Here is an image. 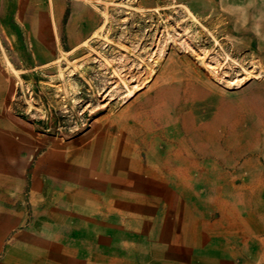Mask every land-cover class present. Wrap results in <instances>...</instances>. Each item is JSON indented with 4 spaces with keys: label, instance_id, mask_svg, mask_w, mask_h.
<instances>
[{
    "label": "rangeland",
    "instance_id": "374dc122",
    "mask_svg": "<svg viewBox=\"0 0 264 264\" xmlns=\"http://www.w3.org/2000/svg\"><path fill=\"white\" fill-rule=\"evenodd\" d=\"M253 79H264V0H0V264L21 237L35 250L33 229L59 202L104 210L98 187L125 183L115 178L117 164L135 167L131 153L149 138L170 145L178 126L158 122L170 110L162 98L171 87ZM118 147L127 155L118 157ZM243 191V219L230 227L252 232L243 264H264V188ZM131 222L122 221L147 227ZM162 239H152L151 252L123 240L122 254L168 264Z\"/></svg>",
    "mask_w": 264,
    "mask_h": 264
},
{
    "label": "crops",
    "instance_id": "0c3cea01",
    "mask_svg": "<svg viewBox=\"0 0 264 264\" xmlns=\"http://www.w3.org/2000/svg\"><path fill=\"white\" fill-rule=\"evenodd\" d=\"M171 89L162 98L170 110L158 122L165 129L178 126L170 145L149 138L145 149L131 153L138 157L135 167L123 171L117 164L115 178L124 177L125 183L98 187L104 210L71 198L59 202L58 211L33 229L35 250H27L21 237L4 248L1 264H141L135 254H122L123 240L144 243L151 252L156 235L163 236L168 264H243L242 253L250 249L244 237L252 232L231 229L230 221L243 219L238 206L246 202L244 189L264 188V79L231 87L198 81ZM123 150L118 147L116 155H127ZM124 204L131 211H123ZM95 219L101 227L91 225ZM125 219L147 221V227L125 228ZM111 220L113 227L107 226ZM175 221L178 229L172 227ZM176 233L179 242H172Z\"/></svg>",
    "mask_w": 264,
    "mask_h": 264
}]
</instances>
